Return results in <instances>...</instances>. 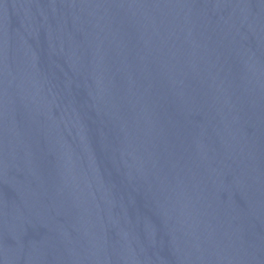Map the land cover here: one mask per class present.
Segmentation results:
<instances>
[{
	"label": "water",
	"instance_id": "95a60500",
	"mask_svg": "<svg viewBox=\"0 0 264 264\" xmlns=\"http://www.w3.org/2000/svg\"><path fill=\"white\" fill-rule=\"evenodd\" d=\"M0 264H264V0H0Z\"/></svg>",
	"mask_w": 264,
	"mask_h": 264
}]
</instances>
